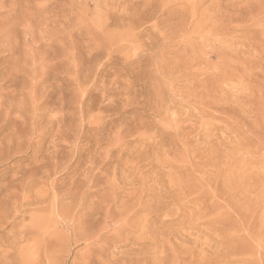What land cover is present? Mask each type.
Returning a JSON list of instances; mask_svg holds the SVG:
<instances>
[{"label":"rangeland","instance_id":"rangeland-1","mask_svg":"<svg viewBox=\"0 0 264 264\" xmlns=\"http://www.w3.org/2000/svg\"><path fill=\"white\" fill-rule=\"evenodd\" d=\"M0 264H264V0H0Z\"/></svg>","mask_w":264,"mask_h":264},{"label":"bare ground","instance_id":"bare-ground-1","mask_svg":"<svg viewBox=\"0 0 264 264\" xmlns=\"http://www.w3.org/2000/svg\"><path fill=\"white\" fill-rule=\"evenodd\" d=\"M31 189V188H30ZM58 201V200H57ZM56 203V202H55ZM84 203V202H83ZM122 203V202H121ZM117 205V204H116ZM79 206V205H78ZM121 206V205H120ZM123 206V205H122ZM117 208V207H116ZM79 209V208H77ZM82 210V209H81ZM77 211V210H76ZM108 213V212H107ZM75 215V214H74ZM58 217V216H57ZM108 217V216H107ZM97 218V217H96ZM155 218V217H154ZM76 219V218H75ZM108 219V218H107ZM94 222V221H93ZM95 223V222H94ZM66 224V223H65ZM69 225V224H68ZM73 225V224H72ZM75 236V235H74ZM76 241V240H75Z\"/></svg>","mask_w":264,"mask_h":264}]
</instances>
